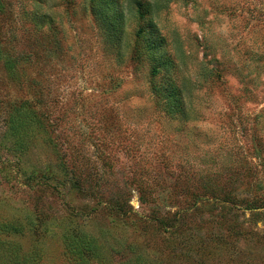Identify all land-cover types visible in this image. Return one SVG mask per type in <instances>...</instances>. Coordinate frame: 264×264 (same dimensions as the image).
Listing matches in <instances>:
<instances>
[{"label": "rangeland", "instance_id": "rangeland-1", "mask_svg": "<svg viewBox=\"0 0 264 264\" xmlns=\"http://www.w3.org/2000/svg\"><path fill=\"white\" fill-rule=\"evenodd\" d=\"M148 1L157 14L125 9L120 43L99 33L90 0L4 1L0 41L15 63L8 74L0 62V217L25 227L5 238L40 250L39 264H74L71 224L98 238L93 264L135 252L151 264H264V0ZM161 37L155 55L168 47L181 65L182 120H165L149 87L145 53ZM22 102L47 130L18 160L2 121ZM61 163L76 188L57 183Z\"/></svg>", "mask_w": 264, "mask_h": 264}, {"label": "trees", "instance_id": "trees-1", "mask_svg": "<svg viewBox=\"0 0 264 264\" xmlns=\"http://www.w3.org/2000/svg\"><path fill=\"white\" fill-rule=\"evenodd\" d=\"M4 1L5 0H0V11H4L5 9ZM89 7L94 20L97 22L101 21L100 24L96 22L99 33L102 34L106 29L107 35L116 38L117 40L115 41L118 43L121 41V39H119V34L123 31L125 26V9L132 10V8L135 7L138 19L141 21H143L146 16L157 14L155 4H151L148 0H90ZM116 7L118 8L117 12ZM148 22L146 24L152 27L151 31L153 32L155 25H151ZM137 38L138 40L145 39L144 28L139 29ZM165 38L166 37H161L157 42L151 41L145 55L151 58L152 65L150 76L152 79L164 75L165 72L170 75L169 79L171 82L155 84L153 80L150 79V81H148L149 87L151 92L155 95L156 107L160 111L161 116L165 120L168 119L171 121L174 114H177L176 116H178V118L176 119L182 120L186 118L187 103L184 94L185 87L182 79L183 73L181 65L178 58L168 50V47L164 57L158 59L155 55V51L158 47L165 46ZM137 43L138 41H136L134 49H136ZM164 59L165 61H162ZM0 62L3 64L4 70L10 74L15 61H13V57L10 54H7L1 41ZM8 107L9 110L6 112V116L2 121L4 125L2 137L5 140L4 145L6 148L12 155L20 160L29 153L33 139L39 134H46L47 127L41 122V118L34 109L28 107L27 102L9 105ZM58 169L60 177H56L57 183L60 186L65 183H71L72 187L76 188V179L74 175L70 174L68 166H66L65 163H61ZM255 190L257 191V189ZM260 199L262 200L263 198ZM119 212H122V210ZM118 214L121 217L125 216L123 213ZM28 220L27 223L29 228L36 233L37 227L34 226L33 220L31 217ZM119 224V226L123 225L122 223ZM24 230V225L0 217V264L40 263L42 257L40 250L33 248L31 251H24L20 243H15L5 238L13 235L21 236L19 234L24 233ZM63 244L66 253H68L74 264H93L95 260L103 258L102 246L98 238L87 231L75 229L72 224L63 233ZM126 248H129L130 252H135L133 245H128ZM147 259L144 258L143 255H139L135 252L133 258L128 261V264H151V261ZM196 264H201V262H196Z\"/></svg>", "mask_w": 264, "mask_h": 264}]
</instances>
